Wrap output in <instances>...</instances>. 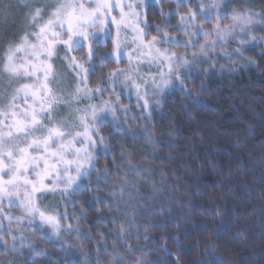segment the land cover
Returning a JSON list of instances; mask_svg holds the SVG:
<instances>
[{
    "label": "trees",
    "instance_id": "16d2710c",
    "mask_svg": "<svg viewBox=\"0 0 264 264\" xmlns=\"http://www.w3.org/2000/svg\"><path fill=\"white\" fill-rule=\"evenodd\" d=\"M236 1L238 5H233L239 9L264 10V0ZM159 8L168 13L177 2L161 0ZM191 8L180 6L170 18L173 27L163 30L182 37L176 27L179 16ZM12 9L19 19H2L7 14L3 8L0 38L11 39L22 27L24 15L17 1ZM146 17L149 24L167 22L155 4L148 7ZM148 33L150 39L157 35L152 28ZM249 35L264 37V23L250 29ZM229 51L226 46L218 53ZM260 52V47H246V59L230 61L235 67H229L222 56H213L228 68L213 72L207 82L198 75L197 81L186 80L191 94L167 93L162 107L153 113V123L143 118L157 137L156 151L143 139L106 126L103 134L111 136L107 143L113 145L108 156L122 167L115 168L102 155L92 182L73 197L76 203L52 209L75 214L60 220L63 238L57 233L41 236L40 229L37 235L30 230L12 232L11 225L21 224L0 218L7 231L4 236L0 233V264H264V56ZM107 66L108 71L117 68L115 62ZM227 73L228 80L223 78ZM9 94L6 89L5 95ZM120 152L135 169L116 155ZM105 167L111 183L101 182L96 190L95 181ZM118 184H124L123 204ZM152 188L155 193H149ZM69 225L78 231H66ZM124 232L129 235L121 237ZM13 236L15 250L12 244L4 247L13 243Z\"/></svg>",
    "mask_w": 264,
    "mask_h": 264
},
{
    "label": "snow or ice",
    "instance_id": "6c2138e0",
    "mask_svg": "<svg viewBox=\"0 0 264 264\" xmlns=\"http://www.w3.org/2000/svg\"><path fill=\"white\" fill-rule=\"evenodd\" d=\"M151 2L157 6L161 16L167 17L163 25L148 23L146 0H138L137 3H124L123 0H17V6L24 15V24L11 39L0 38V72L18 85L11 95L0 98V208L5 199L9 205L19 201L24 216L16 217L17 222L27 218L29 223H34L38 217L41 224L59 233L60 220L71 219L75 214L53 213L46 208L42 210L39 198L56 192L62 197L80 194L86 187L82 181L88 179L92 182V172L98 171L96 163L101 155L108 157L115 168L122 167L115 163L114 156H108L113 145H105V141L111 136L99 133L106 124L108 113L113 117L114 126L121 123L116 118L118 111L127 116L128 109L118 107L125 89L129 98L135 93L137 100V104L130 107L140 110L133 119H139L142 114L150 121L155 108L162 106V100L156 99L157 96H163L168 89L191 92L185 89L183 80L192 77L194 64L209 63L213 56H222L229 61L237 57L246 59L243 52L248 46L260 47V55L264 56V37L249 35L250 29L264 23V10L260 13L243 8L233 10L232 23L221 27L226 15L222 4L212 5L215 12L197 4L195 9H189L187 15L179 16L176 26L178 35H188L189 29H195L190 33L189 40L181 42L163 28L173 27L170 18L178 14L180 6H186L192 0H177V8L168 13L159 8L160 0ZM11 8L12 5H9L8 10ZM116 9L120 12L119 19L112 15ZM214 14L217 23L211 32H204L203 24L195 23L198 15L205 23H210ZM110 26L115 27L114 38ZM150 28L155 29L157 35L148 39ZM93 29H99V32ZM201 35L205 38L214 35L216 39L199 45L200 56L195 53L179 55L169 50L171 47H197L194 41ZM108 40L113 43L114 54L97 56L96 48L106 45ZM218 43L222 46L236 43L237 47L222 54L210 51ZM162 45L167 47H160ZM85 48L88 59L81 63L83 57L72 53ZM125 48L130 51L125 52ZM113 55L117 63L126 57L130 68L124 70L117 67L115 71L99 77L101 80H104V75L109 77L102 85L88 87L89 78L95 73L94 61L99 60L103 67ZM142 66H147L149 73L154 74L142 75ZM235 66L234 63L229 64V67ZM215 68V62L209 64L210 70ZM61 69L69 70L68 75ZM117 85L121 87L119 93L115 90ZM105 91L109 92L107 100L91 103ZM84 100L89 103L86 108H76V112L81 113L77 117L78 122L69 124L68 120L58 119L65 107L79 105ZM133 136L149 145L157 143L147 126L143 134L137 132ZM98 145L103 147L98 148ZM116 155L126 159L130 169H135L131 159L123 152ZM136 174L141 175L142 172L137 171ZM109 175L107 167L99 172L95 181L96 190H100L101 182H108ZM109 194L116 195L114 192ZM120 195H123V189ZM67 203L75 204L76 201L68 200ZM66 231H78V228L69 225ZM125 235L129 234L124 232L121 237ZM16 239V236L12 237L13 250ZM20 243H26L22 237ZM128 250L133 251L131 246Z\"/></svg>",
    "mask_w": 264,
    "mask_h": 264
},
{
    "label": "rangeland",
    "instance_id": "374dc122",
    "mask_svg": "<svg viewBox=\"0 0 264 264\" xmlns=\"http://www.w3.org/2000/svg\"><path fill=\"white\" fill-rule=\"evenodd\" d=\"M16 1L17 0H9V1L8 0H0V14H1V10L3 8H5L6 12H7L6 15H3L4 17L2 16V19L11 20V21L15 20V19L17 21L19 19V13L13 12L14 10L12 8L10 10L11 14H9V12H8L9 11L8 10V6L12 5V7H13V5L16 3ZM173 1L177 2V0H173ZM9 2H11V4ZM53 2H54V0H53ZM123 2L124 3H137L138 0H123ZM160 2H161V0H160ZM146 3H147L146 15H147L148 7L150 5H152L153 3L151 2V0H146ZM217 3L222 4L223 5V11L226 12V15H225V17H224V19H223V21L221 23V27H224L226 25L231 24L232 23L231 14H232L233 10H239V8L235 7V5L236 6L238 5V2L236 0H192V2L187 4V5L188 6H192L191 9H195L197 4H200V5L204 6L208 11L215 12L216 10L212 8V5L213 4H217ZM233 4H235V5H233ZM125 11H129V10L125 9ZM8 15H9V18H8ZM112 15L115 16L117 19H119L120 18L119 9H116L112 13ZM184 15H187V14H184ZM184 15H181V16H184ZM146 19H147V17H146ZM195 23L196 24H203V31L204 32H211L212 29H213V25H215L217 23V17L214 14L213 16L210 17V23H205L204 20H203V17L198 15L196 20H195ZM23 24H24V19L22 21V26H23ZM110 27L112 28L111 36H112V38H114L115 35H116L115 27L114 26H110ZM93 31L99 32V29H93ZM192 31H195V29H189V34L188 35L181 34L182 37L173 36V35H170L169 33L168 34L170 36L176 37L181 42H184V41H187V40H189L191 38L190 37V33ZM121 34H122V36L124 35L123 30H122ZM148 36H149V33L147 32V38H148ZM64 38L67 39V36H65ZM101 39L103 40L102 34H101ZM130 39H131V34L129 33V40ZM148 39H150V38H148ZM215 39H216V37L214 35L211 36V37H207V38H205L203 35H201L198 38H196L195 41H194V43L197 45V47H187V48L186 47H171L169 50L171 52H175V53H177L179 55H184L185 53H188V54L195 53L197 56H200L201 50L199 48V45L205 44L206 40H215ZM236 39H240V37H236ZM226 46L229 47V50L231 51L232 49H235L237 47V44L236 43H230V44H227ZM226 46H222V44L218 43L216 45V47L214 49H211L210 51H214L215 53H218L220 51V49L226 48ZM160 47H167V45H162ZM183 49H185V50H183ZM124 51L127 52V51H130V49L125 48ZM85 52H86V48L83 49V50H78V51L72 53V55H74L76 57H83V59L80 62L84 63L88 59V57L85 55ZM105 53H113L114 54V46H113V43L111 42V40H108L106 45L96 48V55L97 56H103ZM212 59L210 58L209 63H203V64L196 63V64L193 65V67L191 69L192 77L189 78V79L183 80V84H184L185 89H189L187 87L186 83H185L186 80H189V81L190 80H196L197 81L198 80L197 75H198V76H201V78L204 80L203 82H207L208 78L212 76L211 74L213 72L217 73L219 70L223 71L224 70L223 68H228V67H226L225 63H222L219 60L217 61V59H215V58L213 60ZM239 60H241V59H239ZM111 62H115L117 64V67H119L120 69L127 70V69L130 68L129 60L126 57L120 59L119 62L117 63V61L115 60V56L113 55V58H110L109 60L105 61V64L103 66L104 68H102L100 66V61L96 60V61H94L95 65H96L95 73L90 76L89 81H88V87L95 88L98 85H102L104 83V80L109 79V77H107L106 75H104V80H101L99 77L102 74H106L109 71H115L117 69V68L116 69L109 68V71L106 70L108 68V66H107L108 63H111ZM125 62H126L127 65L125 64V66H121ZM212 62L216 63L215 70H210L209 69V64L212 63ZM228 62L231 63L230 61H228ZM133 63H134V61H133ZM61 70L65 73V75H68V71L69 70H66V69H61ZM140 72H141L142 75L154 74V73H149L147 66H142L140 68ZM203 73H207V74H203ZM227 75H229V76H224L223 78L226 77V79L228 80V79H230V74L227 73ZM69 78H70V76H69ZM93 78H95L94 81H93ZM120 79L123 80V77H121ZM4 86H6V87H4ZM17 86H18L17 84L12 83L7 77L5 78V75L2 72H0V98H2L6 94V89H10L11 92H12L13 88L15 89ZM115 90H116V92L119 93V92H121V87L119 85H117L115 87ZM149 91H151V89H149ZM170 91H178V89H168L166 94H164L163 96H157L156 99L162 100V105H163L164 104V99L163 98ZM183 92H185V91H183ZM9 95H11V94H9ZM108 96H109V92L105 91L102 96H99L96 99L92 100L91 103H93V104L100 103L101 100H107ZM113 99H115V98H113ZM88 103H89V101L84 100L83 103H81L79 105L72 104L70 107H65L62 110L61 116L58 117V119L68 120L69 124H71L73 122H78L77 121V117L81 113H77L76 112V108L77 107H79L80 109L86 108L88 106ZM150 103H151V101H150ZM136 104H137V100L135 98V93H132L131 94V98H129V92L127 91V89H125L123 95L120 97V101H119L118 107L119 108H127L128 109L127 116H125L122 112L118 111L116 113V118L121 120V123L119 125L114 126L113 117H112L111 113H108L106 115V124L102 127L99 135L105 136L103 134V130L105 129L106 126H109V125H111L114 128V131L116 133H120V132L128 133L131 136H133V133H137V132L143 134L144 128H145V126H147V128H149L151 130V134L153 136V139L157 141V137L153 133L151 125H149L147 122L143 123L144 116L142 114L140 115L139 119H133V117H136L138 115L140 110H139L138 107H130V105H136ZM161 107L162 106H157L155 108V110L153 111V113L156 110H159ZM100 115H104V114L100 113ZM69 117H71V118L69 119ZM152 118H153V114L151 116V120H152ZM151 123H153V120H152ZM126 128L127 129H131V131L125 132L124 129H126ZM107 141L108 140L105 141V145L108 144ZM99 147H103V146L102 145H98V148ZM151 147H153L154 150L156 151L157 143L155 144V146L151 145ZM109 153H110V151H109ZM109 153H108V155H109ZM101 157H102V155H101ZM101 157H100V159H101ZM100 159L96 163V168L97 169H98V164H99ZM94 173L95 172H92L91 178H92ZM73 175H75V173H73ZM5 178H7V177H5ZM108 182L111 183V179L108 178ZM82 183L85 186H87L89 184V180L88 179H84L82 181ZM116 184L117 183H115V185ZM118 185H119L118 186V190L119 191H117L118 195H120L121 189H123V195H120L118 197V198H120V200H121V202L123 204L122 198L124 197V184H118ZM149 193H155V189L152 188ZM74 196H63L62 197L59 192H56L54 194H46L45 196H42V197L39 198V200L42 201V204H40V207L42 208V210L46 208L48 210H51L50 212L57 213V212H54V210H52V209H54L56 206L59 207L62 204L65 207L66 206H73V204H69V203H67V201L68 200H73ZM4 216L6 217V219L8 221H13V222L14 221L17 222V220L15 219L16 217H23L24 216V212H23L22 207L19 204V201H15L13 204L9 205L8 201L5 199L3 201V207L0 208V218H2ZM8 217H12V219H9ZM78 218H79V216H78ZM18 224H21V226H18L16 224L11 225L10 229L12 228L11 229L12 232H17L16 230H19L20 234H23L27 230H30L34 235H37L38 229H40L42 234H43L41 236H44V237L45 236L46 237H50V236L52 237V234L55 233L50 226L45 225V224H41L39 222V220H38V217H37V219H36V221L34 223H29V219L26 218V219H23L22 222H18ZM34 226H36L35 229H34ZM0 229H2V225L1 224H0ZM6 232H7L6 229L5 230L4 229L0 230V233L3 234V236L5 235ZM56 235L60 236L61 238H63L62 233H57ZM11 244H13V243H9V244H7V246L11 245ZM139 264H141V262Z\"/></svg>",
    "mask_w": 264,
    "mask_h": 264
}]
</instances>
